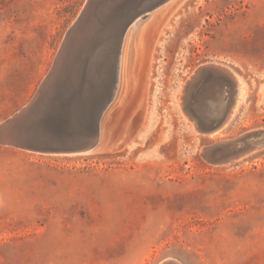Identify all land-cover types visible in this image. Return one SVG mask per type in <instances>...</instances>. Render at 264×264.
Returning <instances> with one entry per match:
<instances>
[{"label": "rangeland", "instance_id": "obj_1", "mask_svg": "<svg viewBox=\"0 0 264 264\" xmlns=\"http://www.w3.org/2000/svg\"><path fill=\"white\" fill-rule=\"evenodd\" d=\"M86 3L0 0V124L34 97ZM158 12L139 23L129 71L127 42L107 144L82 156L0 144V264H264V147L224 165L202 155L264 129V0ZM207 63L244 85L215 136L196 130L184 92Z\"/></svg>", "mask_w": 264, "mask_h": 264}, {"label": "water", "instance_id": "obj_2", "mask_svg": "<svg viewBox=\"0 0 264 264\" xmlns=\"http://www.w3.org/2000/svg\"><path fill=\"white\" fill-rule=\"evenodd\" d=\"M170 1L87 0L34 97L0 124V144L50 155L82 156L96 152L101 144L104 117L118 97L119 71L108 55L78 52L76 38L88 23L108 25L112 33L107 42L115 38L114 32L122 37L132 25L145 21ZM226 70L218 64H204L185 86L189 99L197 95L191 103V113L186 112L202 134L212 135L230 119L232 106L225 99L223 86ZM128 137L126 134L125 139ZM263 147L261 129L209 144L202 155L211 163L224 165Z\"/></svg>", "mask_w": 264, "mask_h": 264}, {"label": "bare ground", "instance_id": "obj_3", "mask_svg": "<svg viewBox=\"0 0 264 264\" xmlns=\"http://www.w3.org/2000/svg\"><path fill=\"white\" fill-rule=\"evenodd\" d=\"M172 1L173 0H171L170 2L165 4L163 7L156 10L155 13L158 11H159L158 13H160L161 9L163 10L164 8H166V6H168ZM101 27H100V25L98 26V25H95L93 23H88V25L84 26L81 29L80 33L78 34V37L76 38V41H75V46H76V50L80 53H83V54L97 55L101 52L104 57H106L107 55L111 57L112 63L115 66H117V68H118L119 80H120L118 97H117L116 102L114 103V104H116L119 100V94H120L121 89H122V71L124 68V55L126 53V45L128 42V44H129L128 57L129 58H128L127 67H128V71H129L133 67V61H134L135 56H136V46L138 44L139 37H140V34H139L140 29H139V24H134L127 30V32L124 36L121 37L118 32H114L115 38L113 40L107 42L106 40H107L108 36L112 33V31H110L111 28L108 25H106V26L103 25ZM133 31H135V32H133ZM226 73H227V75H225V76L227 77V80L223 79V86H224L225 99L232 106L231 116H230V119L227 120V122L225 123V125L222 128H220L219 130H217L216 132H214L212 134L213 136L219 135L221 133V130H223L228 125V123L232 119L233 114L235 113V111L237 109V104L240 101L241 91L244 90L243 82L234 72H232L231 70H226ZM241 98H243V94H242ZM126 102H127L126 99L123 100L121 106L124 105ZM183 107H184V105H183ZM109 110H108L107 114L109 113ZM107 114H106V116H107ZM134 114H135V111H133L129 115L128 118L131 120V118L133 117ZM106 116L104 117L103 124H102V136H101L100 147H102L103 145L108 143V137H109V134L111 132V128H112V124H113L111 121L112 120V117H111L107 126L105 127L106 135H105V140H103V138H104L103 131H104ZM126 128H127V126L123 129V131H122L123 135L121 136V138L111 142L112 145H115L116 142L121 141V140H124L127 142V139H125V135L129 134V132ZM161 264H181V263L180 262L178 263L177 260H173V259L171 260L170 259V260L164 261Z\"/></svg>", "mask_w": 264, "mask_h": 264}]
</instances>
